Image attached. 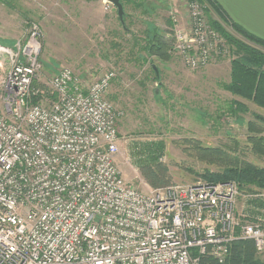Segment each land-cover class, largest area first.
Here are the masks:
<instances>
[{"label":"built area","instance_id":"obj_1","mask_svg":"<svg viewBox=\"0 0 264 264\" xmlns=\"http://www.w3.org/2000/svg\"><path fill=\"white\" fill-rule=\"evenodd\" d=\"M172 29V51L190 70L231 58L199 0H188L186 24ZM41 36L32 23L3 78L0 264H201L206 255L225 264L240 239L264 255V209L242 218L236 181L129 184L108 97L116 73L88 82L64 66L48 92L36 90Z\"/></svg>","mask_w":264,"mask_h":264},{"label":"rangeland","instance_id":"obj_2","mask_svg":"<svg viewBox=\"0 0 264 264\" xmlns=\"http://www.w3.org/2000/svg\"><path fill=\"white\" fill-rule=\"evenodd\" d=\"M122 2L125 24L109 0H0V102L11 53L25 42L30 25L37 23L42 32L43 70L34 84L36 90L48 92L50 80L64 66L88 82L111 70L116 73L108 97L118 114L116 160L129 184L143 191L157 188L136 164L139 150L150 142L165 145L156 168L163 167L167 180L159 187L222 179L247 162L264 167V152L254 147L248 129L249 120L264 128L253 116L264 115V108L244 100L250 112L235 114L231 110L235 97L224 90L223 77L188 69L172 51L170 21L180 25L181 12L188 15V0L175 2L178 11L173 14L158 9L159 0H149L143 7L134 0ZM149 26H157L166 36L169 60L145 61L137 40L144 42ZM242 193L238 201L243 218L253 215V206L250 192ZM256 256L264 261L263 254L256 251Z\"/></svg>","mask_w":264,"mask_h":264},{"label":"trees","instance_id":"obj_3","mask_svg":"<svg viewBox=\"0 0 264 264\" xmlns=\"http://www.w3.org/2000/svg\"><path fill=\"white\" fill-rule=\"evenodd\" d=\"M134 3L143 7L149 0H140ZM206 4V12L216 15L215 19H210L212 26L218 30L226 39L231 52V81L225 84V89L234 96L243 99H234L231 102V110L235 114H246L250 112L249 105L244 101L248 100L264 108V39L252 34L241 25L232 21L224 8L217 0H199ZM153 9H154V4ZM122 24H125V15ZM173 26L172 20L170 21ZM231 28L236 34L231 32ZM239 35L240 37H238ZM135 37V36H134ZM145 40H137L141 50L146 54L145 61L161 59L169 60L171 58L170 44L165 39V35L157 26H149L145 31ZM155 70V69H154ZM155 72L159 75L156 68ZM38 100V97H35ZM256 121L264 124V115L253 113ZM248 129L251 132L250 141L254 147L264 152V128L257 126L255 121H248ZM261 135V136H258ZM143 148V149H142ZM136 157V164L144 170V174L152 185L159 187L166 179V172L160 165V159L164 155L165 145L162 141L150 142L142 146ZM219 151L217 149H210ZM228 176L218 178H209L208 181H236L241 191L247 193H256L264 191V167L257 166L254 163H243L241 166L232 168L227 173ZM252 214L260 213L264 209V199H249ZM201 264H220L211 256H202ZM225 264H264L256 256V248L253 240L240 239L234 242L231 255Z\"/></svg>","mask_w":264,"mask_h":264},{"label":"crops","instance_id":"obj_4","mask_svg":"<svg viewBox=\"0 0 264 264\" xmlns=\"http://www.w3.org/2000/svg\"><path fill=\"white\" fill-rule=\"evenodd\" d=\"M179 0H159L157 3L158 9L167 10L171 14L174 11H178L174 3ZM218 3L224 8L227 15L231 18L232 21L241 25L243 28L251 32L252 34L264 39V0H217ZM162 2V3H161ZM168 3L165 5L164 3ZM180 25H185L188 20V15L186 11L181 12L180 14ZM183 21V22H182ZM186 21V22H185ZM174 25V23H173ZM17 49V48H15ZM182 61V60H181ZM183 64V63H182ZM206 73H219L222 79H224L223 88L235 99L241 101L242 98L234 96L231 92L225 89V84H228L231 81V59H221L218 63L212 64L204 69ZM226 71V72H224ZM218 75V74H217ZM211 79H208L209 81Z\"/></svg>","mask_w":264,"mask_h":264},{"label":"water","instance_id":"obj_5","mask_svg":"<svg viewBox=\"0 0 264 264\" xmlns=\"http://www.w3.org/2000/svg\"><path fill=\"white\" fill-rule=\"evenodd\" d=\"M114 6L118 8L119 11V17L121 20H123L124 17V4L122 0H109Z\"/></svg>","mask_w":264,"mask_h":264}]
</instances>
